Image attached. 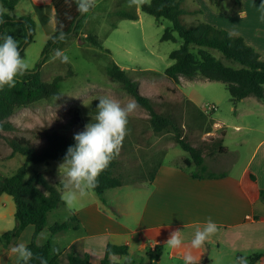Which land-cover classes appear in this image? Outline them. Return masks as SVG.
Returning <instances> with one entry per match:
<instances>
[{
    "label": "rangeland",
    "instance_id": "rangeland-1",
    "mask_svg": "<svg viewBox=\"0 0 264 264\" xmlns=\"http://www.w3.org/2000/svg\"><path fill=\"white\" fill-rule=\"evenodd\" d=\"M148 1L143 0V3ZM211 2L215 4L214 7L218 10L225 9L232 12L236 10L235 8H242L237 0H211ZM261 5H254L253 7ZM139 6L140 4L130 7L129 0H95L92 10L87 12L85 20L80 24V32L84 33L85 36L93 35L97 37L103 48L95 47L81 38L75 37H67L60 41L57 48L49 53L45 64L42 66L40 70L41 77L44 81L49 82L58 75H67L69 65L73 70V75L62 83L59 96L51 101L40 102L31 107L20 109L10 118L18 131L6 132L0 129L1 158L12 153V149L6 141L7 136H23L34 139L35 133L33 131L41 127L62 134L79 133L84 131L88 123L94 122L93 117L96 115L99 97L111 96L119 100L122 105L133 99L132 96L122 90L119 83L107 75V68L116 63L125 70L132 80L137 82L140 94L162 104L157 107L158 110L166 112L169 116L175 117L181 122L183 121L184 136L192 146L195 147L196 144H199L198 139L201 134L209 130L214 122L224 123L227 132V136L224 138V146L228 147L229 154L223 158H218L216 161L218 167L214 165L213 167L217 170L230 168V173L236 175L242 173L252 153L261 140L264 139V99L252 96L251 100L247 102L234 104L224 83L210 81L199 76L196 78L197 82L190 87L197 95V104L201 116L187 115L188 111L186 112L184 108H189L190 105L188 102L183 103V100L186 101V99L175 93L176 84L165 74L166 69L173 63L169 59L170 53L177 50L181 43L161 41L165 29L172 26L169 20L164 19L158 22L153 16L141 12L142 20L134 21L123 19L118 14L121 11L137 14ZM182 6L185 9L202 11V13L194 16L184 15L182 19L185 25L193 26L198 21L209 23L205 19L208 11L204 0H183ZM2 8L0 2V10ZM31 10H33V6L29 0H26L18 5L15 10L10 11L9 15L14 18L22 16L21 14L31 17ZM257 22H264V18L259 17ZM46 29L48 27L40 28L33 41L24 50H22L24 48L23 44L27 36L25 30L20 26H8L5 30V33L16 39L22 58L24 57L30 64L29 70L35 69L40 61L45 58L43 52L49 38ZM56 50L62 51L68 57L67 62L56 58ZM211 52L226 64H232L221 53L214 50ZM18 79L19 76L16 81ZM187 80L189 79L181 77L180 85L186 83ZM182 90L187 89L183 87ZM161 97L163 100H160ZM166 103L174 105L175 109H169ZM210 105L216 106L217 110L210 112L206 107ZM237 109H239V113ZM77 117L81 123L76 120ZM148 117L149 113L138 106L129 116L128 134L122 146H130V136L142 133L143 130L148 129L146 132L153 133L152 126L147 124ZM81 124L84 129L80 128ZM236 127L241 128L236 129ZM218 132L222 133L221 130ZM164 134H166V139H162L161 143L158 144L160 152L154 154V156L151 154L153 158L150 162L141 159L143 158L142 151L140 153L136 151L134 157L129 159L130 172L122 177L126 184L133 185L136 182L142 183L144 180L147 182L149 178L148 165L155 166V164L164 160L165 154L160 147L166 145V141L172 142L174 133ZM244 140H246V143L241 144ZM33 142L40 145L44 140L34 139ZM167 150V160H173L178 155L190 158V155L183 151L179 145ZM120 154L119 152L117 158H120ZM25 161V156L21 154H17L10 160L0 161V178L12 176L25 164ZM61 163L63 161L29 165L26 169V177L29 179L35 172L45 173L53 185L59 186V184H63L64 179L63 171L59 170ZM140 164L142 166H139ZM182 164L185 165L183 162ZM190 170L201 174L210 172V169L199 170L196 166L191 167ZM124 190L129 191L128 188H124ZM124 190H114L111 193L119 198L121 197L119 193ZM90 191H92V195L97 196L93 190ZM139 197L137 196L135 199L137 200ZM137 203L141 204L140 201ZM77 206H79V201L71 209L62 207L48 213V223L54 225L67 221L69 211H74ZM137 208L138 206L134 207V210H137ZM79 235V232L68 230L57 234L53 238L51 233L44 232L42 238L45 237V240L51 239L55 249L61 251L68 246L74 237ZM216 249L217 243L212 244V250L207 252L209 256L208 264H232L230 259L225 256L226 254H218ZM169 251L171 250L167 247V251L162 255L158 264L183 263L178 257L172 259ZM154 257L153 253V256L149 258L155 261ZM130 259L139 260L137 254L131 256ZM146 264H151L150 260ZM233 264L239 263L235 259Z\"/></svg>",
    "mask_w": 264,
    "mask_h": 264
},
{
    "label": "crops",
    "instance_id": "crops-1",
    "mask_svg": "<svg viewBox=\"0 0 264 264\" xmlns=\"http://www.w3.org/2000/svg\"><path fill=\"white\" fill-rule=\"evenodd\" d=\"M25 1L22 0L18 5ZM29 2L33 6L31 18L36 22L37 32L40 28L48 27L46 33L49 40L56 26L55 9L51 0H29ZM204 2L208 11L205 15L207 22L234 35L242 36L247 44L261 53L264 59V22H257L259 17L264 18V0H241L239 4L242 8H235L237 11L232 12L225 9L218 10L211 0H204ZM142 4L137 10L139 21L142 20ZM260 4L262 5L259 7H253ZM21 15L16 18L26 17L23 16L26 14ZM195 82H197L196 79L187 80L182 85L174 83L176 84L175 93L186 99L183 103L188 102L190 105L189 108H184L186 112L188 111L187 115L201 116L197 95L190 87ZM183 87L187 90L183 91ZM251 98L252 96L240 103L247 102ZM237 111L239 113V109ZM147 124L150 126L149 121ZM224 126V123L214 122L209 130L201 134L200 140L198 139L199 144L195 145V147L205 148L204 167L210 169L208 174H224V176L209 178L207 173L193 172L190 168L195 165L188 166L185 162L190 158L184 156L178 155L173 160H167V149L178 144L174 140L166 141L167 144L160 147L165 158L155 166L148 165L147 182L144 180L142 183L136 182L133 185L124 182L121 188L114 190L128 188L129 191L124 190L119 193L121 196L119 198L111 193L114 190L107 191L106 203H103L98 196L92 195V191L79 200V206L75 207L74 211L81 226V229L75 232H79L80 235L74 237L61 251L56 250L52 243L54 251L62 255L64 263L68 261L66 255L75 252L79 255L88 254L91 264H100L105 257L108 245H125L130 250L128 259L137 254L138 258L144 257L145 263L149 260L152 263L154 260L146 257V254L153 252L155 246H161L163 255L167 251L166 241L170 234L179 230L182 247L175 250L170 248L172 259L178 257L184 263V256L190 252L197 264H208L207 252L212 250V244L217 243V253L226 254L225 256L232 264L235 259L238 261V258L245 259L255 254L261 255L258 264H264V201L261 198V192L264 191V139L258 144L239 175L230 173V168H228L229 172L228 169L217 170L213 167V165L218 167L217 159L229 154V149L226 147V153L212 156L216 149L214 141L223 139V147H225L224 138L227 132ZM240 128L236 127V129ZM219 130L222 133L218 132ZM146 131L130 136L131 145L121 147V156L117 158L118 163L115 169L116 177L122 179L130 172L129 159L134 157L136 151L139 153L142 151L141 159L149 162L154 154L160 152L158 144L162 139H166V134ZM245 143L246 140L241 144ZM151 154H153L152 157ZM137 196L140 197L136 200ZM138 201L141 204L137 203ZM136 206L138 208L134 210ZM15 213L16 205L13 198L6 194L2 195L0 197V236L16 226ZM209 218L217 225L218 231L209 237L203 247L192 249L191 240L196 230L202 229ZM34 233L35 227L29 225L10 248H5L0 241V264H18L17 256L11 252L12 246L19 243L28 246ZM43 234L38 239L39 244L51 241V239L42 238ZM51 236L53 238L56 235ZM126 259L127 257L113 258V261L124 262Z\"/></svg>",
    "mask_w": 264,
    "mask_h": 264
},
{
    "label": "trees",
    "instance_id": "trees-1",
    "mask_svg": "<svg viewBox=\"0 0 264 264\" xmlns=\"http://www.w3.org/2000/svg\"><path fill=\"white\" fill-rule=\"evenodd\" d=\"M22 0H0V35L5 34L8 26H20L26 32L24 50L37 34V25L33 18H14L9 15L15 10ZM239 3L241 0H237ZM55 9L56 26L53 35L48 40L43 56L44 59L33 70H28L24 76H19L15 87L7 86L0 89V129L6 132L18 131V128L10 121V118L20 109L31 107L44 101H51L59 96L62 83L73 75L69 65L67 75H58L52 81H44L41 77V68L51 51L57 48L60 41L67 37L81 38L89 44L103 48L97 37L93 35L84 36L80 30V24L85 20L86 13L77 10V0H51ZM183 0H149L141 5V12L153 16L158 22L169 20L172 26L165 29L161 37L162 42L181 43L177 50L170 53L169 59L173 62L165 71L168 78L174 83H180V77L194 80L201 76L210 81H219L226 85L234 104L255 96L264 99V59L255 48L247 44L242 36L234 35L229 31L218 28L206 22L195 23L187 26L183 23L184 15H197L202 11L197 9H185ZM92 8L89 10L91 11ZM123 19L139 20L138 14L121 11L118 13ZM77 26L74 29V25ZM74 29V31H73ZM259 34V33H258ZM217 51L232 64H226L221 58L215 56L211 51ZM107 75L121 85L124 92L132 96L137 105L149 113V124L157 134L174 133V141L183 151L190 155V160L185 163L188 166L195 165L199 170H205L203 154L204 147H193L184 136V125L175 117L166 112L158 110V101H154L140 94L138 84L132 80L125 70L116 63L107 68ZM160 100H163L162 98ZM169 109H175L172 104H167ZM79 122L80 119L77 117ZM81 123V121H80ZM84 129L83 125H80ZM34 139L44 140L40 145L33 142V138L23 136H7L6 141L12 149V153L0 161L10 160L17 154L25 156V164L12 176L0 178V197L9 195L16 205V226L13 230L0 236V241L5 248L18 240L23 231L29 226L35 227L31 243L27 246L33 252V259L29 264H40V258L47 264H91L88 254L79 255L75 252L68 253L67 263L62 260V255L54 251L51 241L39 244L38 239L44 232L57 235L64 231H79L81 226L75 211H70V218L62 223L50 225L48 213L66 207L61 199L63 184L53 185L45 173L35 172L29 179L26 177V169L29 165L49 164L51 161H63L69 146L75 145L74 135L62 134L41 127L33 131ZM216 149L212 153L223 154L227 148L223 147V139L214 141ZM118 163L117 157L99 175L97 186L93 192L106 203V192L121 188L124 181L115 176ZM208 174V173H207ZM209 178H219L224 174H208ZM264 201V191L261 192ZM157 264L162 255V247L156 246L154 251ZM148 252L146 257H152ZM130 250L128 246L108 245L105 257L100 264H146L144 257L139 260L128 259ZM127 259L124 262L113 261V258ZM261 255L255 254L243 260L246 264H258ZM241 258H238L240 264ZM19 264H23L22 261Z\"/></svg>",
    "mask_w": 264,
    "mask_h": 264
},
{
    "label": "clouds",
    "instance_id": "clouds-1",
    "mask_svg": "<svg viewBox=\"0 0 264 264\" xmlns=\"http://www.w3.org/2000/svg\"><path fill=\"white\" fill-rule=\"evenodd\" d=\"M141 3L143 0H129L130 7ZM77 5L78 11L86 13L95 5V0H77ZM55 56L64 62L68 60L60 50L55 51ZM29 68L30 64L22 58L16 39L7 33L0 35V89L15 87L16 78L24 76ZM98 101L94 122L88 123L84 131L74 135L76 143L68 147L63 163L59 166V170L64 173L61 199L70 209L97 186L99 175L119 155L128 134L129 116L138 107L134 99L122 105L119 100L108 95L99 97ZM217 231V225L209 218L202 229L196 230L191 248L203 247ZM180 233L179 230L173 231L166 246L180 249ZM11 252L17 256L18 264L20 261L29 264L33 259V252L24 243L12 246ZM40 264H47V261L40 258ZM184 264H197L190 252L184 256ZM240 264H246V261L241 259Z\"/></svg>",
    "mask_w": 264,
    "mask_h": 264
},
{
    "label": "built area",
    "instance_id": "built-area-1",
    "mask_svg": "<svg viewBox=\"0 0 264 264\" xmlns=\"http://www.w3.org/2000/svg\"><path fill=\"white\" fill-rule=\"evenodd\" d=\"M206 107L209 109L210 112H214V111L217 110V107L214 106V105H210V106H206ZM155 247H156V246H155ZM155 247H154V248H155Z\"/></svg>",
    "mask_w": 264,
    "mask_h": 264
},
{
    "label": "water",
    "instance_id": "water-1",
    "mask_svg": "<svg viewBox=\"0 0 264 264\" xmlns=\"http://www.w3.org/2000/svg\"><path fill=\"white\" fill-rule=\"evenodd\" d=\"M77 23H78V22L76 21V23H75V25H74V29H75V27L77 26ZM74 29H73V31H74Z\"/></svg>",
    "mask_w": 264,
    "mask_h": 264
}]
</instances>
